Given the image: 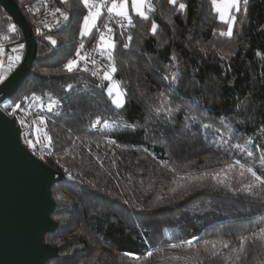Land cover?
I'll use <instances>...</instances> for the list:
<instances>
[{
	"label": "trees",
	"instance_id": "16d2710c",
	"mask_svg": "<svg viewBox=\"0 0 264 264\" xmlns=\"http://www.w3.org/2000/svg\"><path fill=\"white\" fill-rule=\"evenodd\" d=\"M14 1L27 21L23 5L41 2ZM57 1L69 20L36 39L33 67L14 97L16 103L37 93L63 104L58 114L44 115L53 140L47 164L73 181L51 189L58 230L45 242L59 258L46 264H264V241L256 238L264 229V190L256 182L249 195L250 174L228 167L239 159L261 174L264 161V0L241 3L231 38L219 35L227 25L211 0H151L147 20L130 10L135 26L113 37V81L126 93L121 109L87 73L64 70L95 29L79 35L87 15L82 0ZM10 25L14 21L0 7L4 42ZM16 28L15 40L24 39ZM164 75L177 77L178 86L168 87ZM120 117L136 130L91 127L99 119L102 129ZM217 129L227 143L216 139ZM212 242L216 256L205 250Z\"/></svg>",
	"mask_w": 264,
	"mask_h": 264
},
{
	"label": "water",
	"instance_id": "95a60500",
	"mask_svg": "<svg viewBox=\"0 0 264 264\" xmlns=\"http://www.w3.org/2000/svg\"><path fill=\"white\" fill-rule=\"evenodd\" d=\"M26 41L22 64L0 86V103L21 92L37 56L33 32L14 0H0ZM16 119L0 108V264H46L58 249L45 242L58 230L52 187L73 181L34 157L21 143Z\"/></svg>",
	"mask_w": 264,
	"mask_h": 264
},
{
	"label": "snow or ice",
	"instance_id": "6c2138e0",
	"mask_svg": "<svg viewBox=\"0 0 264 264\" xmlns=\"http://www.w3.org/2000/svg\"><path fill=\"white\" fill-rule=\"evenodd\" d=\"M62 3H67V0H61ZM213 8L215 12L218 14V18L220 21H222L224 24L227 25V30L221 31L219 33L220 36H227L231 38L233 36V25L236 22V16L232 15V11L235 10V12L239 13L241 12V3L243 5L247 6L249 0H223V7H221L220 0H211ZM84 8L87 9V15L83 16V22L82 26L80 28V37H88L92 34L93 29H96L98 33V38H96V45L91 51L85 50V44L83 39L79 42V48L75 52V56L68 60L66 64H64V70L71 74L74 70L80 69L84 72H91V75L93 77H97L102 81H108L109 84L106 86L103 83L96 85V87H99L101 89H104L106 91L107 96L111 99V103L117 108L121 109L124 107V99L123 97L126 95V93L120 88L119 83H112L113 81V74L116 73L117 67H116V57H115V51H116V42L113 39L114 32L113 28L110 26V22L115 23L120 28H127V27H134L133 19L129 15L128 12V4L129 0H82ZM169 3L175 4L176 0H169ZM44 7L47 11L48 5L47 3L44 4ZM131 7L133 9V12L141 17L144 20L149 19L148 13L154 11L153 6L148 3V0H131ZM186 5L184 3L179 4V9L181 11L185 10ZM37 11H39L37 9ZM246 11V7H245ZM107 13V21L103 23L102 27H97V21L100 19V17ZM57 13L59 14L57 16ZM47 15H50L52 17V20L59 24L61 18L64 21L69 20V15L66 11L61 10V8H54L51 11L47 12ZM231 21V22H230ZM39 23L43 24L45 28L50 29V22L47 20V18L39 21ZM157 30V24L155 21L152 22V28L151 32L153 35L156 34ZM37 34H40V28H36ZM18 29L15 25H10L6 30L5 34L3 35V40L14 42L15 36L12 34H17ZM123 35V33H121ZM50 40V42L55 45L56 40H54L51 36L46 37ZM128 41H132V36L129 35L127 37ZM124 48H129V43H125L123 45ZM25 45L24 43H16V46L11 48V53L15 54L13 55H7V59L10 62V65L12 63H18L22 56L20 53L24 50ZM5 49L3 46H0V56H4ZM260 55V53H258ZM98 57L100 59H98ZM83 61V66L81 67V62ZM101 61H106V63H101ZM91 64L92 68L90 69L88 65ZM6 79V77L0 78V83L3 82V80ZM163 79L168 82V87L173 88L178 86V78L173 76L171 79L168 75H164ZM73 88V85L69 84L66 91H70ZM25 100H29V109H36V114L33 116V119L31 122L27 120L28 116H32V111H27L25 116L20 119L21 125L27 126L30 128V136L34 135V139H29L28 143L29 146L33 149L37 148V145L43 144L48 150H52V138L48 135V133L45 131L46 128V117L42 115L41 113L47 112V113H53L54 110L59 108L60 101L58 99H54L51 96L47 97V100H45L43 97L33 94L31 97H25ZM16 110L21 109V104L17 103L14 105ZM159 111V109H158ZM13 116L16 115V111H13ZM100 124L99 119L94 123L91 127L93 129H96L97 131H105L106 133H113L115 131H118L119 129L124 130H136V125L134 123H129L123 119V117H120L118 120L114 122L105 121L103 123V127L97 128V125ZM114 125V126H113ZM44 126V127H41ZM187 127V125H186ZM204 130H210L211 126L208 123H204L202 125ZM43 133V135H41ZM216 139L223 140L224 143H227L228 140L224 137L223 131H220L219 129L215 132ZM207 138V137H206ZM108 143H116L115 139H109ZM235 147L239 148V145H236ZM241 151H245V149H240ZM247 156L252 157L253 152L247 151ZM99 159V158H98ZM262 163L261 168V174H258V171L252 167L251 165H246L244 163H241V160L236 159L233 161L232 164L228 165V167H233L235 165H239L241 171L240 175L243 176L244 172L246 171L248 174H250L252 178V183H249L246 191L249 195L254 194V188L257 186L256 182H258L260 188L264 190V161ZM71 178V176H70ZM215 179V176L212 177ZM223 183V181H221ZM228 187L229 191H233V188L231 185H226ZM125 203H128V201H125ZM257 239L264 241V229H262L259 233V235L256 237ZM245 237H241V243L243 244ZM185 243L191 245L192 241L188 240L185 241ZM220 244H222V247L224 249L229 248V243L220 241ZM171 247L175 248L176 245H171ZM217 249V242L211 243V249H205L206 251H210L212 256H216L218 252ZM242 250V249H241ZM149 256L152 255V253L148 254Z\"/></svg>",
	"mask_w": 264,
	"mask_h": 264
},
{
	"label": "built area",
	"instance_id": "2783aa9c",
	"mask_svg": "<svg viewBox=\"0 0 264 264\" xmlns=\"http://www.w3.org/2000/svg\"><path fill=\"white\" fill-rule=\"evenodd\" d=\"M47 3L48 5V9L46 11L45 7H44V4ZM148 3L151 4V0H148ZM61 8V10L65 11L61 6L60 4L58 3L57 0H41V2L39 4H26V5H23V10L25 12V15L27 16L28 18V24L33 32V35H34V38L37 39L39 37H41L44 32L48 29V28H45L43 26V24L39 23V21L47 18V20L50 22V28L51 27H54L56 25H63L66 21H64L62 18L60 20V23L57 24L55 23L53 20H52V17L50 15H47V12L48 11H51L52 9L54 8ZM37 9L39 11H37ZM128 11H129V8H128ZM59 14L57 13V16ZM107 21V13L105 12L104 13V17L102 18L101 22L97 25V27H102L103 23ZM110 26L113 28V32L114 34H116L117 32H122V31H128L131 27H127V28H120L118 25H116L115 23H112L110 22ZM39 27L40 28V34H37L36 32V28ZM115 36V35H114ZM96 38H98V33L95 29L94 31V36L91 40H87L84 42L85 44V50L87 51H91L95 45H96ZM16 43H24L25 45V48L24 50L22 51L21 56H22V59L18 62V63H12L10 65V62L8 61L7 59V55H15L13 53H11V48L15 47L16 46ZM0 46H3L4 49H5V55L4 56H0V78H3V77H6V79L8 78V76L15 70L17 69L23 62V59H24V55H25V50H26V41L24 39L22 40H15L14 42H4L0 39ZM98 59H100L98 57ZM101 63H106V61H101ZM83 66V61L81 62V67ZM88 67L91 69L92 66L91 64L88 65ZM87 73L92 79L93 81L98 85V84H101L103 83L104 85L106 84L107 81H102L100 80L99 78L97 77H93L91 75V72H85ZM4 79L3 82L6 80ZM2 82V83H3ZM0 83V86L1 84ZM33 94L35 95H38V96H41L43 97L45 100H47V97L48 96H45V95H42V94H37V93H31V94H25V95H22L18 101L16 103L13 104V109L11 111V113H7L4 111L3 107H2V103H0V108L9 116V117H13L16 119V124L18 125L19 129H20V133H19V138H20V141L22 143V145L36 158H38L39 160H42L44 162L47 163V158L50 156V153H51V150H48L43 144L41 145H37V148L36 149H33L32 147L29 146V143H28V140L29 139H34V135L33 136H30V128L27 127V126H24V125H21L20 123V119L23 118L26 114L27 111H32L33 112V115L32 116H28L27 117V120L29 122H31V120L33 119V116L36 114V109H29V104H30V101L29 100H25V97H31ZM53 97L54 99H58L60 101V105H59V108L54 110L53 113H47L46 111L41 113L42 115H45V114H49V115H56L58 114L61 110H62V107H63V104H62V101L60 100V98L58 97H55V96H51ZM21 104V109L20 110H16L14 105L15 104ZM13 111H16V115L13 116L12 113ZM101 126V122L100 124L97 125V128H100ZM41 127H44V126H41ZM96 130V129H94ZM45 131L48 133L49 136H51L52 138V134H51V129L49 127V125L46 123V128H45ZM97 131V130H96ZM41 135H43V133H41ZM53 141V140H52Z\"/></svg>",
	"mask_w": 264,
	"mask_h": 264
},
{
	"label": "rangeland",
	"instance_id": "374dc122",
	"mask_svg": "<svg viewBox=\"0 0 264 264\" xmlns=\"http://www.w3.org/2000/svg\"><path fill=\"white\" fill-rule=\"evenodd\" d=\"M220 3H221V7H223V0H220ZM128 8H129V15H130V10H131V12L133 13V14H135L134 12H133V9H132V7H131V0H129V4H128ZM235 10H233L232 11V15H235ZM99 21V20H98ZM97 21V22H98ZM231 22V21H230ZM235 25V24H234ZM234 25H233V29H234ZM94 30V29H93ZM93 32V31H92ZM112 83H116V82H114V81H112ZM123 99H125V97H123ZM13 104H14V98L13 99H11V100H6V101H4L3 103H2V107H3V109H4V111L5 112H7V113H11V111H12V109H13Z\"/></svg>",
	"mask_w": 264,
	"mask_h": 264
}]
</instances>
